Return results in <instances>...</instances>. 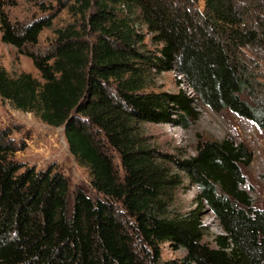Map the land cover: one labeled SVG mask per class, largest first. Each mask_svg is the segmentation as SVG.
I'll use <instances>...</instances> for the list:
<instances>
[{"label": "trees", "instance_id": "16d2710c", "mask_svg": "<svg viewBox=\"0 0 264 264\" xmlns=\"http://www.w3.org/2000/svg\"><path fill=\"white\" fill-rule=\"evenodd\" d=\"M74 1L88 14L84 28L59 30L50 51L26 50L43 81L0 64V99L64 126L70 153L102 197L80 188L72 201L55 163L39 169L18 160L27 142L0 131V264H264V208L243 188L249 148L226 136L175 157L148 145L140 130L147 122L189 129L199 104L254 119L245 98L254 72L243 48L264 47V13L244 0H202V9L193 6L201 0ZM16 4L0 0V32L23 51L53 19L13 22L7 8ZM252 9L259 30L247 28ZM137 20L153 33L156 53L141 48ZM148 70L176 71L188 90L149 91ZM185 178L199 192L183 211L173 205ZM206 210L222 228L214 245L205 241ZM166 243L184 256L163 260Z\"/></svg>", "mask_w": 264, "mask_h": 264}, {"label": "rangeland", "instance_id": "374dc122", "mask_svg": "<svg viewBox=\"0 0 264 264\" xmlns=\"http://www.w3.org/2000/svg\"><path fill=\"white\" fill-rule=\"evenodd\" d=\"M244 2L247 4L251 2L258 9V14L264 13V0H244ZM193 6L202 9L203 1L193 2ZM76 7H81V2L17 0L16 5L7 8L13 22L26 25L45 17L52 18L53 24L42 31L36 46H28L23 51L4 42L0 32V64L12 75L28 72L43 81L26 50L39 53L50 51L57 40L59 30L68 26L83 29L88 14L83 15L82 12L76 10ZM255 11L252 9L247 12L246 24L247 28L259 30V27H263L258 16L254 14ZM256 24L258 27H255ZM136 26L139 27L138 30L144 37L141 48L149 53H156L157 44L153 33H150L140 20L136 21ZM243 52L254 72L253 87L246 89L245 92V98L255 109L254 119L241 117L228 109L216 112L199 104L200 119L189 129L147 122L140 124V130L148 145L175 157L194 155L197 144L204 140L229 136L244 143L252 152L253 159L249 165L243 166L247 179L243 188L250 194L254 205L264 208V47L256 48L251 44L243 48ZM147 73V90L149 91L178 92L180 88L188 90L184 79L176 71L157 73L155 70H148ZM111 85L115 88L117 82L111 81ZM4 129L12 130L10 138L14 142L19 143L22 140L27 142V148L16 153L15 157L18 160L37 164L39 169L55 163L63 171L70 181L72 201L76 191L80 188L93 198L102 197L91 185L89 170L80 166L70 153L64 126L51 127L32 112L16 109L7 100L0 99V131ZM111 154L116 164L120 166L118 153L111 150ZM198 192V188L189 185V180L185 178V185L177 190L173 208L183 211L190 209L195 205ZM203 221L208 226L205 241L214 245V237L222 233V228L210 210L205 212ZM184 254L185 249L183 248H176L168 243L162 246L163 260H179Z\"/></svg>", "mask_w": 264, "mask_h": 264}, {"label": "water", "instance_id": "95a60500", "mask_svg": "<svg viewBox=\"0 0 264 264\" xmlns=\"http://www.w3.org/2000/svg\"><path fill=\"white\" fill-rule=\"evenodd\" d=\"M209 211V210H206V212Z\"/></svg>", "mask_w": 264, "mask_h": 264}]
</instances>
